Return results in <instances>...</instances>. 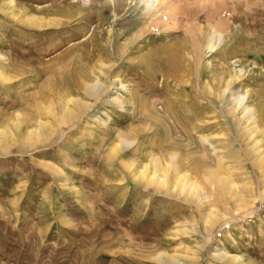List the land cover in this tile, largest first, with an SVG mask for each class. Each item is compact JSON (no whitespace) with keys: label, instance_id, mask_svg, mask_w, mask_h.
<instances>
[{"label":"rangeland","instance_id":"1","mask_svg":"<svg viewBox=\"0 0 264 264\" xmlns=\"http://www.w3.org/2000/svg\"><path fill=\"white\" fill-rule=\"evenodd\" d=\"M0 71V127L19 112L53 126L0 147V264H165L162 251L264 264V143L229 115L231 95H247L264 127V0H0ZM87 83L103 88L90 96ZM72 97L89 104L73 121L49 115ZM168 152L189 173L185 191L170 175L136 179ZM214 170L233 183L220 191Z\"/></svg>","mask_w":264,"mask_h":264},{"label":"bare ground","instance_id":"2","mask_svg":"<svg viewBox=\"0 0 264 264\" xmlns=\"http://www.w3.org/2000/svg\"><path fill=\"white\" fill-rule=\"evenodd\" d=\"M164 1L165 0H144V2L147 5L148 10L157 9V7ZM170 8L171 7H169V10H170ZM28 21L32 24H35V25L36 24L42 25L43 18L41 20H35V18H31V19L29 18ZM43 25H44V23H43ZM215 34L220 36V34L217 33L215 30L213 31L212 35L208 39L209 41L207 42L208 43L207 48L209 50H212L217 45V42H215L216 40H214ZM101 67H103V64H101ZM101 73H102V71H101ZM224 75H226V74H224ZM0 79L1 80L2 79L8 80L10 78L4 72L0 71ZM238 79H239L238 76L237 77L236 76H229L228 78H225L224 80H222V84L225 85V88L222 90V93L227 92L228 91L227 89H229L231 84H233ZM111 84L113 85V87H115L116 85H119L120 91L122 90V91L126 92L127 94L131 95L130 85L123 83V81L119 77L113 78V81H111ZM114 84H116V85H114ZM85 85H86V83H85ZM84 87H86V91L90 94V96H94L97 94L98 91H100V89L103 88V85L99 84V83L98 84L87 83V86H84ZM208 90L213 91L212 87H210ZM119 94L120 93H117L116 95L109 96L108 97L109 100H107V101H109L111 104H116V105H119V107H123V105L125 104L124 103L125 101L122 100V98H120ZM70 99H71L70 101H72V106H67V104L64 106H61V108L58 112H56L55 110H54L55 111L54 112L49 108L50 109L48 111L49 115L52 118H54L55 120H57L58 122L66 124V123L73 121V119H75L77 117L79 112H81L82 110L86 109L89 106L87 101H84L78 97H72ZM230 100L232 102V106L229 108V115L230 114L233 115L234 121L237 123V125L243 127L242 131L244 132V136L252 139L254 146L258 147V149H256V150H258V152H260L261 150H263V146H261V143H264V136H263L264 135V127L261 126V117H260L261 113H259V110L255 105L246 104L247 103V95H240V94L236 95V96L231 95ZM52 105L53 104H51V106ZM122 109H124V108H122ZM10 122L11 123H7L5 126L0 127V147H3L4 149H5L6 145H8V143L6 141L7 138H11V139H17L18 138V140H22L23 142H29L30 143L34 140H39L38 137L41 138L40 136L43 137L46 134V131H47L45 128L46 126H49V130L52 129V127H53L50 122H44L40 116H37L36 119H32V117L31 118L26 117L23 113H20V112L16 113L14 119ZM14 129L17 130V132H16V133H18V134H16L17 136H15V133L13 131ZM118 138H119L118 142L120 144L125 145V144L130 143L126 136H121ZM203 139L206 140L205 137ZM171 153H173V152H171ZM168 154H169V152H168ZM175 157H176V154H169L168 155L169 163H167L166 161H164V159H162L160 157L151 156L150 162H147L141 170H139L137 172L135 171L136 172L135 173L136 179L139 181H142L144 183H147V184H151V183L156 182V183H158L159 186H163V185L169 183L168 182V179H169L168 176L170 175V176H172L175 187H178L181 190H184L185 188H187V186H189V184L192 186L193 184L191 183L192 180L189 177V173L187 171H183V170H181V168H179L180 166L177 164V159L175 161ZM258 157H261L263 159L264 158V152H262L261 155ZM258 157H257V159H258ZM176 158H178V157H176ZM224 158H226V157H222V155L218 157V165L221 164V162L223 161ZM261 158H259V159H261ZM223 163L224 162H222V164ZM218 168H223V167L218 166ZM229 176L227 174H224L220 170H214L212 172L210 171L209 182L217 183L219 185V190L223 191V189L226 187V185L233 183L232 179H230L231 177L229 178ZM194 185H195V183H194ZM216 185H214V186H216ZM189 188H190V186H189ZM196 188H197V186H195L194 189H196ZM225 191H226V189H225ZM215 250H216L215 254L213 255L215 258H219L221 260L224 258H229L228 260L232 259L233 261L235 260V256H231V255L229 256L228 254L219 253L221 250L220 248L216 247ZM178 254L175 255V254H170L169 252H165V251L163 252L162 251L156 255V259H157L156 261H159V262H162L165 264H182V261L179 260V257H184V256H182L181 254L178 256ZM192 256L190 257V256L186 255V257H189L188 258L189 262H186V263L183 262V263L184 264H196L194 262L196 257L194 258V256L193 257ZM185 258H183V259H185ZM180 261H181V263H180Z\"/></svg>","mask_w":264,"mask_h":264}]
</instances>
